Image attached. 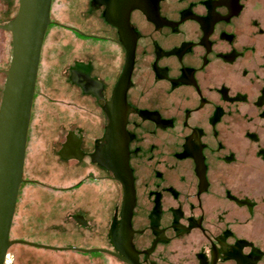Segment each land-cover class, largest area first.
Listing matches in <instances>:
<instances>
[{
  "label": "water",
  "instance_id": "obj_1",
  "mask_svg": "<svg viewBox=\"0 0 264 264\" xmlns=\"http://www.w3.org/2000/svg\"><path fill=\"white\" fill-rule=\"evenodd\" d=\"M0 264H264V0H0Z\"/></svg>",
  "mask_w": 264,
  "mask_h": 264
}]
</instances>
